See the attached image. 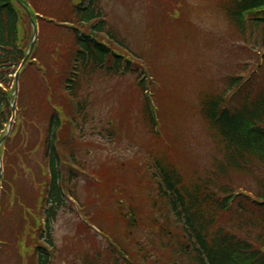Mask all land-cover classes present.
Listing matches in <instances>:
<instances>
[{
  "label": "trees",
  "instance_id": "trees-1",
  "mask_svg": "<svg viewBox=\"0 0 264 264\" xmlns=\"http://www.w3.org/2000/svg\"><path fill=\"white\" fill-rule=\"evenodd\" d=\"M53 1L0 0V142L12 118L14 75L33 38L28 10L40 28L38 46L20 79L16 125L5 144L0 264L8 253L18 258L17 264H24L23 258L31 259L30 264H51L48 249L39 242L45 239L42 232H49L45 240L53 247L51 228L69 193L75 197L76 172L87 173L75 157L76 139L69 143V129L81 128L85 137L86 126L94 122L97 87H114L117 95L124 81L125 92L108 108L115 113L109 126L129 110L136 111V118H126V127L135 124L133 135L142 130L154 136L157 123L145 95L150 90L160 106L167 107L173 124L178 117L187 122L186 116L197 112L212 147L209 163L199 168L189 167V160L184 167L173 160L176 147L169 141L153 149L146 179L155 189L146 199L159 201L154 214L173 217L182 233L178 250L171 247L166 253L168 245L163 244L153 264H264V0H219L237 62L218 80L206 81L195 72L185 85L188 60L179 59L181 66L162 61L171 50L198 58L190 44L198 37L196 25L190 12L179 11L186 0H160L161 13L144 14L141 47L124 34L105 0ZM133 18L132 12L125 13L122 22ZM186 90L195 92L197 111L179 96ZM104 130L99 135L106 133L111 140L122 141L125 135L116 128ZM161 140L166 141L160 136L157 143ZM61 143L69 145L66 153ZM41 154L43 159L33 165ZM121 167L90 172L102 195L121 198L122 189H111L122 185ZM131 175L136 187L147 186L138 174ZM36 176L34 187H24ZM150 226L160 241L167 237L160 219ZM151 254L139 251L141 259ZM85 258L86 263L89 256Z\"/></svg>",
  "mask_w": 264,
  "mask_h": 264
},
{
  "label": "rangeland",
  "instance_id": "rangeland-1",
  "mask_svg": "<svg viewBox=\"0 0 264 264\" xmlns=\"http://www.w3.org/2000/svg\"><path fill=\"white\" fill-rule=\"evenodd\" d=\"M58 1L60 2L62 0H54L53 3L57 4ZM161 1L105 0L104 3H106L108 9L109 7L116 8V10H112V8L111 13L115 19L119 20L117 22L118 26L124 31V34L130 41H133L135 46H137L139 42V47H141L144 38L141 39L138 34L144 30V26H141L140 21L143 20L147 23V18L144 14H149L151 10L156 13H161ZM186 1L188 3L187 6L179 11L182 14L190 12L189 16L196 25L198 37L196 41L193 39V42H190V44L193 47L192 51H196L198 58H189L182 53L171 50L168 55L163 56L162 62L166 63L168 61L170 65L178 63L177 65L181 66L180 62L182 61H179V59L184 58L188 60V71L182 77L184 85L187 83V79H191L190 75L195 72H197L198 77H202L206 81H208L209 78L218 80L232 70V65H234L238 59V56L237 59L235 58V49L227 33L224 18L219 9V0ZM46 3H52V1ZM58 4H61V2ZM128 12H132L134 18L128 19V22L123 24L122 19L124 18V14H128ZM176 54L178 58H176ZM157 62L161 63V59L157 60ZM172 72L177 75L176 72ZM192 81L193 78L190 80V83ZM126 84L127 83L124 81L123 84L120 85L117 95L125 92L128 86V84L124 86ZM114 85L115 82H113V86ZM110 87H112L111 84ZM105 88L106 87L102 88V86H100V88L97 87L95 91L93 101H95L96 109L92 111L94 122L91 120L86 126L84 132L85 137L82 136L83 132L81 128L80 130H75V133L69 129V143H71L72 139H76L75 157L87 173L77 174L78 180L74 187L76 193L75 198L67 200L66 208L58 215L53 224L52 233L55 237L54 251H56V255L53 253L52 264H73L77 261L78 257L85 254L90 249H92V252H94L95 249H99L103 253V259H109L107 251H109L108 248L110 244L104 237L95 234L93 231L92 234L89 233V231L81 225H95L88 219L89 216L105 218L108 213L111 215H115L116 213L112 209H109V207L108 209L102 208V204H99L107 200L108 196L103 197L102 191L94 187V180L89 175L92 170L99 169V171L102 172L103 170L113 169L114 164L123 165V167L118 170L121 177L120 183H122L119 189L124 191L119 199H124V203L127 204V206L133 205L132 207H140V211L143 212V214H139L136 210L137 217L141 218L143 222H147L152 216L148 212L146 197L155 189V187H151L146 179V176L150 174L148 169L151 168V163H153L151 162L153 149L163 148L164 144L169 141L174 144L177 152V155L172 156V159L177 160L180 166L184 167V162L187 160L191 162L188 166L191 167L193 164L195 168L204 167V164L207 165L209 163V155L212 151V147L209 143L207 133L204 130L205 127L202 124L201 117L198 116L197 112L196 116L194 114L186 116L188 119L187 122L185 121V117H178L176 124H173L170 121L169 112L167 113V107L164 106L162 108L155 98L156 105L160 107L158 120L160 126L159 134L156 133L152 136L149 132L141 130L133 135V131L136 130V128L133 127L135 124H132V128L126 127L128 124L126 123V118H136V111L129 110L127 114L117 120L114 126H109V117L115 113H109L110 110L108 108L113 103L119 101L120 98H117L118 96L113 90L114 87L110 88L109 91H106ZM178 94L180 97L189 100L190 105L195 107L197 111L198 101L193 90H186ZM171 101L174 102L173 100ZM102 110L105 112L104 117L100 115V111ZM179 110L181 115L184 116L181 107H179ZM161 112H163V114ZM43 126L44 123L41 121L40 127ZM107 128H116L119 131H124L125 135L120 136L122 141L119 139L111 140L106 133L102 136L99 135L100 131H105L104 129ZM30 133L35 134L36 130ZM127 134L131 136L128 137ZM160 136L165 138L166 141L161 140V144H158L157 141ZM60 147L66 153L69 145L61 143ZM42 156L41 154L39 157L34 158L32 161L33 165H35L39 159L41 160ZM135 162L137 166H135ZM114 170L116 171V169ZM124 171L126 172L124 173ZM37 173L36 171V174ZM131 174H138L139 178L144 179V186H147L136 187ZM36 178L37 176L30 178L31 184L25 185L24 187H34ZM124 179H126V182ZM138 189L142 190L138 191ZM134 232L139 233V237L145 235L144 231L140 229H136ZM170 232V236L178 233L177 229L172 226H170ZM165 240L167 241V239ZM126 246L128 247V245ZM168 252L169 251H166V253ZM8 254L5 255V259L2 258L1 260L3 264H17L18 258H13L12 255ZM30 261L31 259L23 258L24 264H30Z\"/></svg>",
  "mask_w": 264,
  "mask_h": 264
},
{
  "label": "water",
  "instance_id": "water-1",
  "mask_svg": "<svg viewBox=\"0 0 264 264\" xmlns=\"http://www.w3.org/2000/svg\"><path fill=\"white\" fill-rule=\"evenodd\" d=\"M37 36V30H35V37ZM34 48V43L32 44V47H31V51L33 50ZM30 57V54L28 55L27 59L25 60V62L23 63L22 67H21V70L23 69V67L25 66L26 62L28 61ZM20 70V71H21ZM18 80H19V74L17 75V83H18ZM16 96H17V89H16ZM14 110H15V106H14ZM2 172H3V169H2V166H1V171H0V179L2 178Z\"/></svg>",
  "mask_w": 264,
  "mask_h": 264
}]
</instances>
